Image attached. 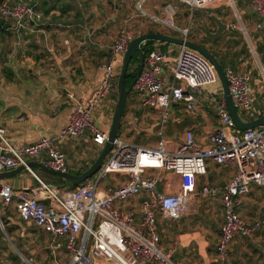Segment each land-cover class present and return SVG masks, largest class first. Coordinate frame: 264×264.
Masks as SVG:
<instances>
[{
    "label": "built area",
    "instance_id": "built-area-1",
    "mask_svg": "<svg viewBox=\"0 0 264 264\" xmlns=\"http://www.w3.org/2000/svg\"><path fill=\"white\" fill-rule=\"evenodd\" d=\"M138 7L142 16L167 30L188 33L175 22L177 7L167 3L159 13ZM190 10L210 6L234 4V0H178ZM258 19L257 28L264 32V0H247ZM38 16L35 6L26 0H0V20L12 22L23 29ZM133 35L123 28L111 49L109 60L103 65L104 77L100 87L87 101L75 100L68 124L60 136L78 137L91 132L97 145H105L108 135L93 122L95 110L109 95L116 75L115 62L123 57ZM170 54L159 47L140 62L132 89L142 96L143 105L159 112L157 123L160 139L156 146L132 144L117 136L108 158L95 178H90L75 189L61 190L41 182L30 191L15 190L1 182L0 201L16 208L24 220L49 232L54 239L67 236L66 247L71 252L69 264H98L104 259L112 264H176L172 253L164 249L159 234V217L165 224L187 214L189 205L198 195L211 197L221 192L223 222L216 244L218 264H226L229 248L239 236L249 237L264 226V220L248 222L242 216L244 197L253 186L264 188V125L245 131L239 130L229 112L220 77L213 63L191 48L180 46L172 69L171 81H166L164 66ZM230 94L241 114L252 116L255 111L254 78L249 70L233 67L225 69ZM219 87V97L212 93L219 125L209 135V144L197 142L194 132L186 129L175 145L166 138L170 107L182 101L187 111L198 110L196 93L202 89ZM242 115V114H241ZM244 118V116H242ZM46 153L44 165L57 171H67V158L56 146V138L41 137L27 145H15L6 129L0 126V173L28 166V159ZM213 161L232 168L234 173L223 187L205 184L197 191L201 176ZM125 177L122 183L102 190L101 183L110 174ZM165 173L180 179L177 191H162L174 181ZM137 200L139 208L129 207Z\"/></svg>",
    "mask_w": 264,
    "mask_h": 264
},
{
    "label": "crops",
    "instance_id": "crops-1",
    "mask_svg": "<svg viewBox=\"0 0 264 264\" xmlns=\"http://www.w3.org/2000/svg\"><path fill=\"white\" fill-rule=\"evenodd\" d=\"M26 1L35 6L38 16L28 22L25 28L18 30L12 22L0 20V126L6 129L15 145H27L41 137L56 138V146L66 155L67 171L79 174L94 164L104 145H97L89 131L78 137L60 136L61 130L69 122L75 103L72 98L87 102L98 90L104 77L103 65L109 60L112 46L123 28H127L134 38L146 32L153 24L145 25L137 19H147L135 14V8L141 0ZM243 1L254 15V29L263 32L257 28L258 19L248 1ZM169 2L173 3L170 0H146L144 8L150 13H159ZM221 6H210L208 10ZM179 7L186 13L190 10L185 4ZM217 9L216 13L213 10L209 13L210 17L215 13L222 19L223 15ZM204 12L195 14L194 18L200 24L204 21ZM182 18V15L178 16L180 22H184ZM210 20L215 23L213 19ZM213 25L209 24L208 28L214 32L217 25ZM159 28L164 27L160 25ZM167 49L170 56L164 66V76L166 81H171L177 56L175 53H179L180 46L170 44ZM122 63L123 57H118L113 88L93 115L94 124L107 134L119 100ZM219 91V87L198 91L196 95L199 104L195 113L187 111L182 101L171 104V117L165 133L172 145H175L186 129L194 132L200 144H209V135L217 130L220 122L212 98L213 95L219 97ZM253 93L255 111L249 120L264 114V103L259 104L255 80ZM159 117V112L144 106L142 96L132 90L118 136L125 140L129 138L126 141L132 144L154 147L160 139L157 128ZM247 117L245 115V120ZM46 157V153H43L40 157L29 158L28 162L45 164ZM233 173L232 168L210 161L207 174L198 180V193L205 184L223 188ZM96 174L91 178H95ZM50 175L40 168L30 166L0 180V184L5 182L15 190L25 191L40 186L41 182L61 190L71 189L69 185L61 188L49 183L48 180L52 179ZM111 175H119L121 179L102 182V190L122 183L125 179L117 173ZM165 175L174 183L169 187L162 184L160 189L170 192L179 190V177L172 173ZM103 184L106 185L104 188ZM261 190L262 187L253 186L244 197L241 213L248 222L254 221L250 204L255 200L253 196ZM139 202L137 200L129 204V207L139 208ZM158 222L162 246L172 253L176 264H218L216 244L223 222L221 192L211 197L198 195L189 205L187 214L179 220L171 221L169 225L165 224L161 216ZM242 238L237 237L230 245L228 264H245L243 257L247 258L246 264H264L261 259L254 261L257 253L251 254L248 244H238ZM259 239L264 242V233L259 235ZM66 243L67 236L54 239L51 233L38 228L32 221L24 220L15 201L10 204L0 201V264H69L71 252ZM98 264L112 263L100 259Z\"/></svg>",
    "mask_w": 264,
    "mask_h": 264
},
{
    "label": "rangeland",
    "instance_id": "rangeland-1",
    "mask_svg": "<svg viewBox=\"0 0 264 264\" xmlns=\"http://www.w3.org/2000/svg\"><path fill=\"white\" fill-rule=\"evenodd\" d=\"M173 2V4L176 5L177 7V14L175 16V22L180 26L184 28H188V33L194 32L195 35L198 37H202L204 33L202 30H200L196 25V23L193 22L192 18V12L188 10L189 12L186 13L184 11L180 10L181 4L178 3V0H170ZM167 4V3H166ZM183 5V4H182ZM145 5L144 2L142 3V8L145 10ZM220 10V14L223 15L222 19L226 24L229 25V29H227L223 35L219 38L218 42L215 43V48L217 52H219L223 57L225 56L226 59V66L228 67H233L238 70H249L253 74V78L256 82V89L258 91V101L259 104L262 105L264 103V32H258L254 29V25L252 20L254 19V15L252 12L249 10L247 7V3L243 0H235L234 4H229V5H222L221 7H217ZM217 8L213 9H206L204 12V9H195L193 13L195 14H200L204 12L205 18H203L202 24L209 25L211 24L213 27L215 23H212L210 20V14L211 11L213 10L218 11ZM143 11L141 8L137 7L135 8V14H140L142 15ZM216 13V12H215ZM214 13V14H215ZM182 15V19H184V22H180L178 20V16ZM145 17V16H144ZM137 18V17H136ZM147 19H142V18H137L140 21L144 22L145 25L149 24L155 26V29L157 31H167L166 33H176L173 30H166L159 28L160 25L152 22L148 17ZM149 21V22H148ZM159 26V27H158ZM183 28V29H184ZM199 30V31H195ZM143 33V32H142ZM183 31L182 32H177L175 36H187ZM174 35V34H172ZM263 47L262 51V57L258 52V48ZM178 54V53H175ZM224 59V61H225ZM255 76V77H254ZM170 80V78H168ZM242 116L245 117V112L241 111ZM251 116L247 117L246 120H249ZM245 119V118H244ZM127 138V137H126ZM126 140H130L127 138ZM142 140H137V142H140ZM143 142V141H142ZM157 140L155 139V143ZM152 143V142H150ZM52 178L49 183H54L58 187H66L68 184L64 182L59 176L56 175H50ZM109 178L104 179L103 183L105 182H111L121 179L119 175H109ZM106 185L103 184V188ZM255 198L254 201L251 202V207L250 211L253 216H255L254 220H264V188H262L261 192L258 194H255L253 196ZM250 213V214H251ZM243 216V215H242ZM264 233V226L259 229L257 232H255L252 236L248 237L251 240L248 241L246 237H243L242 240H238L239 245L243 244H248L250 248V252L252 253H257L255 257L256 260L258 261L261 259L262 261L264 260V242L259 241V235ZM229 258V257H228ZM245 264L247 263V258L243 257ZM243 261V262H244ZM227 262L226 264H228Z\"/></svg>",
    "mask_w": 264,
    "mask_h": 264
},
{
    "label": "water",
    "instance_id": "water-1",
    "mask_svg": "<svg viewBox=\"0 0 264 264\" xmlns=\"http://www.w3.org/2000/svg\"><path fill=\"white\" fill-rule=\"evenodd\" d=\"M211 19H213L217 25V29L214 32L210 30L208 26L205 24H197L196 26L200 30H202L205 36H207L209 39L216 40L223 35V33L228 29L229 26L228 24L224 23V21L220 17L214 14L211 15ZM148 40H155L158 42H165V43H170V44H174L178 46H185V47L198 51L200 54L208 58L215 66L216 71L220 77V80L222 82V87H223V94L227 100L229 112L232 116V119L236 127L241 131H245V130L254 129V128L264 125V114L260 115L254 120H245L242 117V115L239 113L232 99V96L230 94L225 69L222 67L218 59L209 50L201 46L199 43L192 41L187 36H175V35L162 32V31L143 32L141 34H138L136 37H134L129 42L127 49L123 55L122 69L119 74V88H120L119 100L116 106L111 129L109 133L107 134L108 139L100 155L94 162V164L88 170L83 171L79 174L71 173L69 171H57L39 162H28V166L40 168L44 172L59 176L67 180L70 184H74V185L82 184L84 181L91 178L97 173V171L100 169L104 161L108 158L111 152L112 146H113L114 139L120 133L128 97L131 93V90L126 87V80H127V73H128L129 66L132 62V59L137 54H139L140 62H143L145 58V53L142 51V45L145 44V42ZM24 168L25 166H19L9 171L0 173V180L13 176L14 174L18 173Z\"/></svg>",
    "mask_w": 264,
    "mask_h": 264
},
{
    "label": "trees",
    "instance_id": "trees-1",
    "mask_svg": "<svg viewBox=\"0 0 264 264\" xmlns=\"http://www.w3.org/2000/svg\"><path fill=\"white\" fill-rule=\"evenodd\" d=\"M194 17H195V13H194V16H193V22L197 23V24H200V21H198ZM155 31H157V30L155 29L154 26H152V27H148L146 32H155ZM195 31H199V30H195ZM176 33H171V34L178 35ZM187 37L189 39H191L192 41L199 43L201 46H203L207 50H209L218 59V61L222 65V67L224 69L227 68L226 62L224 61V57L219 52H217V50L215 48V43H217L219 39L211 40L207 36H205V34L200 38L197 35H195L194 32L193 33L192 32L188 33ZM156 43H159V45H157V47H159L162 51H165V52L168 51L167 48L170 45V43L158 42V41H155V40H148V41L145 42V44L142 45V51L145 53V56H147L153 49L156 48ZM262 51H263V47L258 48V52L261 55V57H262ZM262 59H263V57H262ZM139 68H140V57H139V54H137L132 59V62L130 64V66H129L128 73H127L126 87L128 89H130L131 91L133 90L132 89V84H133V81H134L136 75L139 72ZM125 113H126V108H125L124 116H125ZM62 180L64 182H66V184H68L71 189H75L77 186H79V185L70 184L65 179H62Z\"/></svg>",
    "mask_w": 264,
    "mask_h": 264
}]
</instances>
